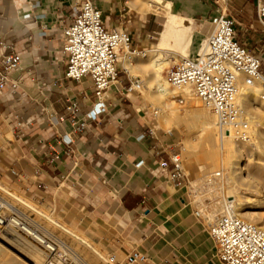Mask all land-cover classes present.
<instances>
[{"label":"crops","instance_id":"crops-1","mask_svg":"<svg viewBox=\"0 0 264 264\" xmlns=\"http://www.w3.org/2000/svg\"><path fill=\"white\" fill-rule=\"evenodd\" d=\"M144 1L94 0L105 24L126 29L132 45L141 52L157 45L168 10L196 28L203 27L192 36L189 50L190 56L195 55L210 32L209 19L216 14L214 0H161L154 10L157 12L140 6ZM223 1L226 14L236 23L237 41L260 57L264 76V32L256 0ZM75 3L76 0H0V39L22 56L24 66L35 79L26 86L29 98L24 113L38 119L29 145L16 141L22 158L15 160L12 167L25 178L40 179L44 187L56 183L67 186L80 209L94 214L95 224L101 214L100 193L112 191L122 212L139 226L141 254L146 257L142 264H196V259H204L207 264L210 257L221 264L209 227L192 218L195 206L189 189L175 187L156 171L161 161L168 160V148L177 151L179 136L172 130V135L167 136L145 123L125 93L132 80L129 74L121 73V81L106 94L105 112L89 122L87 129L74 131L66 120L56 130L41 112L44 107L63 116L71 100L79 104L78 115L85 120L96 102L90 79L77 84L65 78L66 58L57 52L61 22L69 17ZM55 82L57 86H53ZM43 86L47 91L41 94L37 87ZM150 130L155 131L154 136ZM60 136L71 137L73 143L64 144ZM38 169L40 174L35 176ZM59 197L64 200L62 194ZM51 212L55 214V210ZM55 216L77 230L71 219ZM92 224L89 222V227ZM80 233L100 248L89 234Z\"/></svg>","mask_w":264,"mask_h":264},{"label":"built area","instance_id":"built-area-1","mask_svg":"<svg viewBox=\"0 0 264 264\" xmlns=\"http://www.w3.org/2000/svg\"><path fill=\"white\" fill-rule=\"evenodd\" d=\"M256 4L258 20L264 32V1L256 0ZM214 5L216 14L209 19L210 32L203 39L200 49L195 55L183 57L175 64L168 71L167 80L173 90L193 91L214 114L220 135H233L238 141H248L250 125L244 110L237 103L239 83L243 79L246 86H251L255 81H260L264 88L261 59L237 41L236 23L226 14L225 1L214 0ZM61 28L57 52L66 58L65 78L77 84L90 79L96 102L85 120L78 115L79 104L71 100H68L63 116L44 107L41 112L51 128L58 130L60 124L67 120L74 131H78L87 129L89 122L98 120L105 112L106 94L121 81L122 72L129 74L123 65V57H133L138 52L133 49L132 37L126 29L110 28L105 24L94 0H76L69 17L61 22ZM28 82L35 83V79L24 66L22 56L0 39V142L5 136L2 131L5 123L14 140L24 146L31 141L38 119L32 115L26 117L24 113V104L29 98L26 89ZM53 86H57V83ZM141 86L140 79L132 78L125 93L129 95ZM37 89L41 94L47 91L44 86ZM174 98L179 104H184L185 99L181 94ZM37 105L40 109V105ZM150 134L154 136L155 131L150 130ZM165 134L171 136L172 131ZM60 138L66 145L73 143L71 137ZM8 142L12 140L8 139ZM168 149V160L159 163L157 173L175 187L189 189L191 194V184L180 152L171 147ZM8 172L13 178H25L13 167ZM34 174L39 176L40 170ZM216 177L214 180L221 178V175L217 174ZM208 184L212 185V182ZM42 186L39 182L38 187ZM191 202L198 204L197 201ZM18 204L20 202L4 189L0 181V240L10 233L16 234L41 248L47 254L48 264H55L56 260L78 264L68 244L47 231L32 214L23 212ZM194 216L199 221L204 220L202 211L195 210ZM208 227L221 264H264V229L245 221L239 214L235 200L224 202L221 216ZM145 259V255L133 250L124 264H135ZM110 262L117 264L116 257L111 256Z\"/></svg>","mask_w":264,"mask_h":264},{"label":"rangeland","instance_id":"rangeland-1","mask_svg":"<svg viewBox=\"0 0 264 264\" xmlns=\"http://www.w3.org/2000/svg\"><path fill=\"white\" fill-rule=\"evenodd\" d=\"M160 2L161 1L158 0V2L150 3L152 6L149 10L154 11L155 8L160 5ZM154 12H157V9ZM163 13L165 14V12ZM168 15H171L169 11L167 12L166 21L168 19ZM180 18L184 19L182 17ZM200 30H203V27L199 28V31ZM192 36L193 34L190 35L187 33H182L179 36L180 40L172 42L170 46L166 47L165 55L167 56L168 54L167 57L169 58V63L163 71V77L165 79L167 78L168 71L175 64L180 62L183 57H188L190 55H187V53H190L189 48L192 42ZM155 47L156 46H151L148 49L151 50ZM133 49H136L135 46H133ZM141 51L143 50H137L138 54L131 57L132 66H129L128 72L131 78L140 79L142 81V86L139 90L129 95L127 93L126 94L136 105L140 115L147 125L156 130H162L164 133L172 130L179 136V139L176 141V149L177 152H180L184 169L189 177V182L191 184V200L198 202V204H194L195 210L202 211V217L204 219L202 223H204V226L208 227L209 223L213 225L221 216L224 202L228 200H235V198L231 199V196L228 194V191L226 189L227 172L223 171L220 168L211 167V161L208 157L205 156L204 153L202 138L198 136L199 134L195 130L190 129L188 126L183 125L182 123L180 124L179 121H172L168 124L164 123V120L161 122L160 120L162 119L154 116V113L156 112V104L153 103L152 100L148 97V75L134 68L142 58V54L139 55V52ZM262 93H264L263 87ZM176 94L181 93L178 92ZM174 97L175 96L170 97V100L174 101V103L172 105L168 104V106L172 107V111H174L175 113H179L181 115L182 113H186L189 105V103L187 102L188 100H186L184 97V104L181 105ZM193 98L197 99L195 98V96ZM196 104L199 106V108L201 107V109H206L203 106L204 104L198 99L196 100ZM255 107H258V105H256ZM261 111H264V109H261ZM159 117L161 118V114L159 115ZM258 121V119H254V125L250 124V130H253V136H250V142L246 144L243 149L244 164H247V162H249L250 160H254L259 157L264 158V154H261V142L263 138L261 139L260 137V133H264V120L263 122ZM6 126L7 124L5 123L2 127V131L5 136L3 142H0V148H2L0 150V181L3 186H8L11 192H15L23 198L32 200L35 204H37L47 213L52 214L55 218H57L55 215H59L61 217L63 216V220L71 219L73 221L72 223L78 231L72 227L65 225L64 223L63 224L67 228L75 230L80 235H83L87 240L90 239L80 232L89 234L90 238L97 242L101 250L106 253L107 258H110L111 256L116 257L117 264H124L127 256L133 250H137L138 252L142 253L140 246L141 239L138 232L139 226L131 220L130 216L122 212L117 204V200L114 199V194L112 191L103 190V192L100 193V204H98V207L101 210V214L98 215V220L95 224L94 214H89L86 211L80 209V207L76 203L73 192L67 186L61 187L59 183H56L52 184L50 188L46 187V185L45 187L44 185L42 187H38V183L41 182V180L33 176H29L28 178H23L21 180L10 176L8 169L12 167V164L15 160L21 159L22 156L20 155V143H17L16 140H14L11 134V130L6 129ZM8 139L12 140V142H8ZM188 141H190V143H188ZM186 151H188L190 155H186ZM215 173L221 174V178L214 180V178H217L213 177ZM30 180H32L33 183H29ZM208 180L212 182V185L208 184ZM232 182L234 188L236 186L234 192L237 196L246 197L249 199V201L258 197V194L254 190V188L243 186L237 180H234ZM61 194L63 195L64 200L59 197ZM18 205L23 212L32 214L35 217V220L40 223L45 229L47 228L50 233L58 236L65 243H67L72 252H74V254H78L81 259H84L89 264H105L103 261L99 260L88 247L82 245L66 233H63L60 228L54 227L44 219L39 218L35 212L28 208H25L23 205ZM51 209L55 210V214L54 212H51ZM192 218L195 222L196 218L194 216V213L192 214ZM89 222L93 223L91 227H89L88 225ZM104 235L106 237H104ZM6 238H8L9 240H13V237L10 236H6ZM0 242L3 243V240H0ZM14 245L16 244L8 246V251L12 255L16 253ZM60 261L62 264H71L69 260ZM214 261H217V259L210 257L207 264H213ZM195 263L204 264V259H196ZM140 264L142 263L140 262Z\"/></svg>","mask_w":264,"mask_h":264},{"label":"bare ground","instance_id":"bare-ground-1","mask_svg":"<svg viewBox=\"0 0 264 264\" xmlns=\"http://www.w3.org/2000/svg\"><path fill=\"white\" fill-rule=\"evenodd\" d=\"M152 2H158V0H145L142 4H140V6L144 5V9L148 11L151 7L150 3ZM198 31L199 28L194 27L192 23H187L185 19H181L180 17L178 18V16L176 17L172 14L168 15V19L165 22L162 32L160 33L159 41L156 47L145 52H140L139 55L142 54V58L139 60V63L133 67L148 75V97L153 103L156 104V112L154 113V116L162 119L160 120L161 122L164 120V123L167 124L172 121H179L180 124L182 123L183 125L188 126L190 129L195 130L199 134L198 136L202 138L205 156L211 161V167L220 168L227 172L226 189L228 194L231 196V199L235 198V202L237 203V208L241 217L245 221L264 229V158L259 157L254 160H250L247 162V164H244L243 149L244 146L250 142V140L238 141L233 137V135H220L216 127V118L214 114L205 105L203 106L206 109H201V107L199 108V106L196 104V100L198 98L194 95L193 91L190 89H185L182 91L172 90L167 78L165 79L163 77L164 68H166L167 64L169 63V58L167 57L168 54L167 56L165 55L166 47L170 46L172 42L180 40V34L187 33L192 35ZM189 54L190 53H187V55ZM123 65L129 71V66H132L131 57H123ZM261 85L262 82L255 81L251 86H246L243 82V79H241L239 83L237 103L244 110L249 125H254V119H258V122H263L264 120V111H261V109H264V93H262L263 85L262 87ZM178 92L181 93V95L185 97L189 103L186 113H182V115L175 113L172 111V107L168 106V104L172 105L174 103V101L170 100V97L177 95L176 93ZM194 96L197 99H194ZM256 105H258V107H255ZM160 114L161 118L159 117ZM249 134L250 136H253L252 129H249ZM260 137L261 139L263 138L261 142V154L263 155L264 133H260ZM188 143H190V141H188ZM186 155H190V153L186 151ZM217 174L218 173H215L214 176H212L216 177ZM234 180H237L243 186L254 188L258 194V197L249 201V199L246 197L237 196L234 192L236 186L234 188L232 182ZM3 187L8 193L16 198L21 205L35 212L39 218L44 219L54 227L60 228L63 233H66L82 245L88 247L95 254V256L105 264H111V257L107 258L105 252L94 245L90 240L84 238L83 235H80L75 230L67 228L63 222L55 218L52 214L47 213L31 200L23 198L15 192H11L8 186ZM208 225L211 224L209 223ZM46 230L48 231L47 228ZM9 236L13 237V240L5 238L3 243L0 242V264H48L47 254L41 248L24 238L16 236V234L10 233ZM210 238L212 239L211 235ZM212 241L216 249V244L213 239ZM13 244H16L14 245L16 253L12 255L8 251V246ZM71 255L75 258L78 264H89L84 259H81L78 254H74L72 250ZM56 261L57 263L55 264H61L60 261Z\"/></svg>","mask_w":264,"mask_h":264}]
</instances>
